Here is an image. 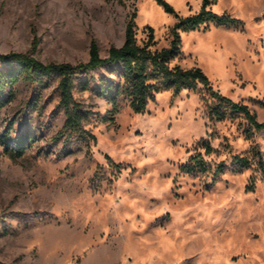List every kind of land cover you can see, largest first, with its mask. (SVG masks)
<instances>
[{"label":"rangeland","instance_id":"1","mask_svg":"<svg viewBox=\"0 0 264 264\" xmlns=\"http://www.w3.org/2000/svg\"><path fill=\"white\" fill-rule=\"evenodd\" d=\"M168 1L187 16L203 0ZM211 6L242 22L182 30L171 65L201 67L212 89L264 121V0ZM134 11L140 41L151 25L152 47L170 44L178 17L157 0H0V53L79 63L96 39L106 56ZM16 69L0 104V264H264V128L242 113L219 118L202 84L162 89L143 111L122 95L115 109L121 65L105 64L74 81L89 114L71 134L59 78ZM194 157L209 168L186 171Z\"/></svg>","mask_w":264,"mask_h":264},{"label":"trees","instance_id":"2","mask_svg":"<svg viewBox=\"0 0 264 264\" xmlns=\"http://www.w3.org/2000/svg\"><path fill=\"white\" fill-rule=\"evenodd\" d=\"M164 8L175 13L178 20L171 29V40L168 46L153 48L156 43L155 29L149 25L148 39L140 41L136 31V11H134L126 24L125 40L122 45H111L108 55L101 54L99 43L93 39L90 45V56L87 61L72 62H43L29 52L10 51L0 53V62L9 65V69L0 68V104H3L4 91L17 79L19 67L30 79L57 76L59 78L58 89L60 102L66 113L64 130L71 134H82L84 120L89 114L83 104L75 99L73 94L74 81L83 73H88L94 68L108 64L121 65L122 81L118 84L113 96L114 108H118V99L125 96L129 99L130 106L136 111H143L148 103L156 98L158 91L172 88L175 93L184 89H195L200 84L208 87L211 94L216 97L212 111L219 118L227 115L242 113L249 121V127L261 130L264 121H259L257 115L249 106L242 102H236L230 97L212 89L208 75L199 66L184 67L181 64L171 65V60L181 51V31H189L199 28L203 24L215 23L217 25H236L242 22L238 17L228 13H218L212 8L214 0H203L201 9L187 16H180L175 7L168 0H157ZM0 140L4 143L5 137L0 134ZM26 139L18 137L14 140L17 152H22ZM259 164L264 171V159L259 156ZM234 162L242 167H248L253 162L248 155L236 154ZM224 165V164H222ZM183 168L189 172L205 171L209 164L201 157H194Z\"/></svg>","mask_w":264,"mask_h":264}]
</instances>
